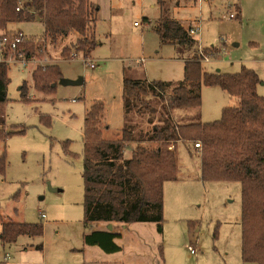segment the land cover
Instances as JSON below:
<instances>
[{
    "label": "rangeland",
    "instance_id": "rangeland-1",
    "mask_svg": "<svg viewBox=\"0 0 264 264\" xmlns=\"http://www.w3.org/2000/svg\"><path fill=\"white\" fill-rule=\"evenodd\" d=\"M96 1L101 6L97 21L101 43L92 53L94 67L81 53L70 59L63 56L73 35L45 43L47 64H57L65 79H83L81 84L59 80L52 91L44 93L34 88L32 78L39 65L8 67L5 124L16 132L0 141V157L6 154V167L0 168V232L4 221L41 224L43 232L20 235L12 243L0 240V264H135L128 256L139 243L144 256L134 255L141 260L138 264H246L242 260L241 183L203 180L197 141L176 144L179 178L164 183L161 232L156 222L130 223L129 230L122 228L125 224L111 222L112 230L115 226L124 234L120 243L125 251L108 253L85 243V235L108 229L110 224L85 223L83 131L87 109L95 101L103 102V136L109 140L121 137L124 77L177 85L184 79L183 59L198 53L197 46L188 49L160 41L155 30L156 0ZM168 2L172 18L185 25L199 24L198 45L209 50V62H202L206 71L253 69L261 79L258 94L264 96V0ZM237 7L238 17L231 18L229 14H236ZM146 16L150 24L144 21ZM15 27L32 42H41L44 27L39 19ZM23 85L30 101L22 98ZM201 96L200 109L184 110L183 116H176L177 122L216 121L223 107L238 103L219 86L203 85ZM135 119L146 126L142 119ZM190 245L197 249L196 255L191 254Z\"/></svg>",
    "mask_w": 264,
    "mask_h": 264
},
{
    "label": "trees",
    "instance_id": "trees-1",
    "mask_svg": "<svg viewBox=\"0 0 264 264\" xmlns=\"http://www.w3.org/2000/svg\"><path fill=\"white\" fill-rule=\"evenodd\" d=\"M157 2L161 13L155 30L160 41L188 49L197 46L198 53L185 60L184 79L177 85L124 77L125 126L121 137L109 140L103 136V102L95 101L87 109L83 131L85 223L150 221L156 222L161 232L164 183L179 178L176 144L200 141L202 179L241 183L243 262L264 264V96L257 91L260 76L245 66L237 73L206 71L200 60L198 39L189 32L191 25L168 14V0ZM20 5L22 8L17 10ZM239 13L237 7L234 17ZM98 14L99 6L92 0H0V34L12 36L19 31L17 24L39 19L44 33L39 43L28 37L31 53L45 47L47 39L56 43L73 35L75 39L65 45L63 56L70 59L81 53L85 60H92L93 51L101 43L97 35ZM144 21L149 22L145 17ZM8 67L0 62V141L16 132L5 124ZM32 78L34 88L46 93L54 89L62 74L57 64H47L38 66ZM203 85L219 86L237 99V105L223 107L216 121L177 122L176 116H183L184 110L200 109ZM21 88L23 100L30 101L25 85ZM172 145L174 148L170 149ZM0 166L2 170L6 167L5 151ZM42 232L41 224L4 221L0 240L12 243L20 235ZM118 238L117 232L95 230L85 235V243L116 253L122 250L116 242Z\"/></svg>",
    "mask_w": 264,
    "mask_h": 264
},
{
    "label": "built area",
    "instance_id": "built-area-1",
    "mask_svg": "<svg viewBox=\"0 0 264 264\" xmlns=\"http://www.w3.org/2000/svg\"><path fill=\"white\" fill-rule=\"evenodd\" d=\"M21 8H22V5H20L17 8V10ZM229 16L233 18L235 14L230 13ZM135 25L143 26V23L141 24V23L135 22ZM189 32L192 36L197 37L200 33L199 24L191 25L189 28ZM28 41H29L28 36L21 30L17 31L12 36L6 35V34H0V62H4L8 66L12 64H16L22 68H27L33 63L39 66L47 65L48 60L46 57L47 52H46L45 47L38 49L34 53H31V51H29V48L27 47ZM198 48H199V54L201 56L200 60L202 62H209V57L206 55V53L204 52V49L201 47L200 44L198 45ZM41 53H43L42 57H40ZM85 61L88 62L90 66L92 67L95 66L92 60L88 59ZM195 147L201 148L200 141H197L195 143ZM42 216L44 217L45 214L42 213ZM189 250L191 254H194V255L197 254V249L191 245L189 246Z\"/></svg>",
    "mask_w": 264,
    "mask_h": 264
},
{
    "label": "crops",
    "instance_id": "crops-1",
    "mask_svg": "<svg viewBox=\"0 0 264 264\" xmlns=\"http://www.w3.org/2000/svg\"><path fill=\"white\" fill-rule=\"evenodd\" d=\"M93 2H95V3H97V1L95 0H92ZM110 1V0H109ZM112 1V0H111ZM157 1V0H156ZM98 4V3H97ZM168 4H169V2H168ZM98 6H99V13H100V8H101V6L98 4ZM155 5H152V7H154ZM170 9V8H169ZM158 11H159V16H160V13H161V9H160V6H159V9H158ZM158 16V17H159ZM158 17H156V18H158ZM145 18H148V24H150L151 23V19L148 17V16H146ZM157 20V19H156ZM191 25V24H190ZM189 26V25H188ZM27 36H29V35H27ZM177 47V46H176ZM183 60H186V59H183ZM150 81V80H149ZM111 224V223H110ZM123 224V223H122ZM130 224V223H129ZM129 224H125V225H123L122 226V228L124 229V230H129V229H126L127 227H128V225ZM112 225V228H113V225L114 224H111ZM118 227V226H117ZM111 231H114V232H117V233H119L120 234V238H118V239H116V242L122 247V250L121 251H125L124 250V248H125V246L123 245V244H121L120 243V240H122L123 239V237H124V234L118 229V228H115V226H114V229L113 230H111ZM143 251H142V247H140V243L139 244H137V245H134V246H132V248H131V253H132V256H130V254H129V256H128V258H129V260L131 261V262H133V263H135V264H138L139 262H141V256L143 255V253H142ZM125 254H126V252H125ZM125 254H124V256H125ZM138 255V256H140V259H138L137 257H135L134 255ZM144 256V255H143Z\"/></svg>",
    "mask_w": 264,
    "mask_h": 264
},
{
    "label": "water",
    "instance_id": "water-1",
    "mask_svg": "<svg viewBox=\"0 0 264 264\" xmlns=\"http://www.w3.org/2000/svg\"><path fill=\"white\" fill-rule=\"evenodd\" d=\"M217 71H219V69ZM60 82L63 83V84H74V83L75 84H81L83 82V79H80L78 81H71V80H68V79H65V78L62 77L60 79ZM108 230H112V225L111 224H109Z\"/></svg>",
    "mask_w": 264,
    "mask_h": 264
}]
</instances>
